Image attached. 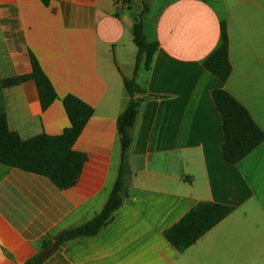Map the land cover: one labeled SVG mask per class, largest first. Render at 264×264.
<instances>
[{
    "label": "crops",
    "instance_id": "1",
    "mask_svg": "<svg viewBox=\"0 0 264 264\" xmlns=\"http://www.w3.org/2000/svg\"><path fill=\"white\" fill-rule=\"evenodd\" d=\"M141 9V0H0V114L9 131L21 141L61 134L66 95L93 109L72 146L85 156L72 187L0 164V264H24L105 206L119 171L117 119L128 102L123 81L133 76ZM221 22L225 82L202 65L220 45ZM143 31L158 48L136 77L129 197L96 236L53 245L43 264H264V142L239 163L225 162L211 98L227 92L264 133V0H149ZM30 54L56 94L46 110L33 81L2 85L31 72ZM201 203L232 211L178 252L164 233Z\"/></svg>",
    "mask_w": 264,
    "mask_h": 264
},
{
    "label": "trees",
    "instance_id": "2",
    "mask_svg": "<svg viewBox=\"0 0 264 264\" xmlns=\"http://www.w3.org/2000/svg\"><path fill=\"white\" fill-rule=\"evenodd\" d=\"M47 3V0H42ZM142 9L133 26L132 36L137 52L131 79L123 81L128 102L117 119L120 144V165L117 178L109 198L92 220L83 226L63 232L54 243H44L42 249L24 264H43L52 254V246H61L77 239L96 236L111 221L114 213L129 197L131 171L128 164L133 129L138 116L141 100L135 99L142 93L136 83L140 71H148L158 48L156 42L147 41L143 31V19L149 12V0H141ZM220 45L204 60L203 67L221 82L231 73L228 60V38L224 22L220 23ZM31 72L28 75L11 78L2 82L3 87L33 81L42 110L55 100L56 94L51 83L41 70L37 60L30 54ZM213 103L220 114L223 132L221 144L222 159L232 165L239 163L262 142L264 133L254 123L246 109L223 90L211 92ZM62 107L69 122L61 134H41L21 141L16 133L9 131L4 114H0V164L23 172L45 177L58 189H68L76 184L85 156L72 150V146L93 109L72 95L61 99ZM232 209L225 205L201 203L191 209L176 224L164 233L166 241L178 252L192 246L198 239L226 218Z\"/></svg>",
    "mask_w": 264,
    "mask_h": 264
},
{
    "label": "rangeland",
    "instance_id": "3",
    "mask_svg": "<svg viewBox=\"0 0 264 264\" xmlns=\"http://www.w3.org/2000/svg\"><path fill=\"white\" fill-rule=\"evenodd\" d=\"M132 8H133L135 11H138V9H139V8H137V5H136L135 3L132 4ZM147 14H148V13H147ZM147 14H146V15H147ZM146 15H145V16H146Z\"/></svg>",
    "mask_w": 264,
    "mask_h": 264
}]
</instances>
